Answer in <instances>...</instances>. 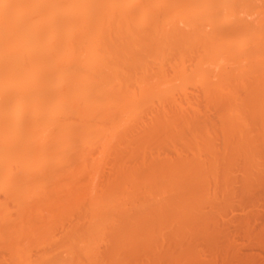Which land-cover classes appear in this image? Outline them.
I'll return each mask as SVG.
<instances>
[{"label":"bare ground","instance_id":"6f19581e","mask_svg":"<svg viewBox=\"0 0 264 264\" xmlns=\"http://www.w3.org/2000/svg\"><path fill=\"white\" fill-rule=\"evenodd\" d=\"M261 71L264 0H0V257L254 263Z\"/></svg>","mask_w":264,"mask_h":264},{"label":"rangeland","instance_id":"374dc122","mask_svg":"<svg viewBox=\"0 0 264 264\" xmlns=\"http://www.w3.org/2000/svg\"><path fill=\"white\" fill-rule=\"evenodd\" d=\"M261 64H262V63H261ZM261 72L264 73V71H261ZM260 74H261V73H260ZM250 85H251V84H250ZM257 85H258V84H257ZM257 85H255V86H257ZM241 95H242V94H241ZM240 97H241V96H240ZM210 116H211V115H210ZM212 118H213V115H212ZM258 127H259V126H258ZM163 148H164V147L161 148V149L163 150L162 153H164V154L166 155L167 151L170 150V149L168 148V150L165 152ZM166 148H167V147H166ZM166 148H165V150H166ZM161 149H160V152H161ZM169 152H171V150H170ZM162 153H160V155H162ZM164 154H163V155H164ZM163 155H162V156H163ZM167 155L169 156V155H171V153H167ZM107 165H108V164H107ZM103 166H104V165H103ZM105 166H106V165H105ZM108 166L110 167V164H109ZM108 166H107V167H108ZM107 167H104V168L107 170ZM106 170H104V171H105V172H104V173H105V177H106ZM107 171H108V170H107ZM104 173H103V179H104ZM108 173H109V171H108ZM107 175H108V174H107ZM99 179H100V178H99ZM99 179H98V180H99ZM101 179H102V177H101ZM103 179H102V180H103ZM98 180H97V181H98ZM102 180H101V181H102ZM101 181H100V182H101ZM104 181H105V179L103 180V182H104ZM96 183H97V182H96ZM96 183H95V184H96ZM98 184H99V183H98ZM256 191H257V190H256ZM258 191H259V192H258ZM258 191H257V193L260 194V190H258ZM95 194H96V193H95ZM95 194H93L92 196H94ZM259 194H257V195H259ZM73 196H74V194H73ZM73 196H72V197H73ZM78 196L80 197L79 194H78L77 196L75 195V197H73V198H75V199H76V198L79 199V202H80L81 204H79V202H78V205L81 206L82 204L84 205L85 203L87 204V202H90V201H89V200L91 199L90 196H89V197H88V196H84V197H82V195H81V198H78ZM92 196H91V197H92ZM97 196H100V194H99V195L97 194ZM97 196L94 197V198H97ZM73 198H72V200H75V199H73ZM86 199H87V200L89 199V200L86 202ZM81 200H82V201H81ZM84 200H85V203H83ZM86 204L83 206V208H84L85 206H88V205H86ZM262 204H264V203H259L257 209H255V210L257 211L258 214H257V218H256L255 220L253 219L254 222L256 221V222L254 223V225H256V227L259 228V229L257 228L256 231H257V230L260 231V229H264V228H260V227H264V212H262V211H264V210H262V208H264V205H262ZM78 207H79V206H78ZM78 207H77V208H78ZM81 207H82V206H81ZM81 207H80V208H81ZM260 207H261V208H260ZM80 208H79V209H80ZM83 208H82L81 210H85L86 207H85L84 209H83ZM248 208L250 209L251 207H248ZM258 208H260V209H258ZM73 209H74V208H73ZM246 209H247V208H245V210H243V211H246L245 213H248L249 211L252 210V209H250V210H249V209L246 210ZM71 210H72V209H71ZM235 210H237V211H234V210H233L234 213H232V211H230V214H228V216H229L230 218H231V216H230L231 214H235V213H237L236 215H240V211H241V214H243V215L245 214V213H242L243 211H242L241 209H238V208H237V209H235ZM239 210H240V211H239ZM248 210H249V211H248ZM54 211H55V214H56V212L58 213V210L56 211V209H55ZM54 211L51 209L50 212H52V213L54 214ZM74 211H75V210H74ZM77 211H79V210H77ZM50 212H49V213H50ZM60 212H62V211H60ZM68 212H69V211H68ZM68 212H67V214H70V213H68ZM251 212H252V211H251ZM254 212H255V211H254ZM52 213H51V214H52ZM73 213H74V212H73ZM76 213H77V212H76ZM80 213H81V212H80ZM80 213H79V212H78L77 214L74 213V215L76 216V215H78V214H80ZM82 213H83V214H81V216H80V215H78V216L82 217V216L84 215V212L82 211ZM238 213H239V214H238ZM259 213H262V214L259 215ZM37 214H38V213H37ZM55 214H54V215H55ZM71 214H72V213H71ZM74 215H73V214H72V215H69V218H70V219H71L72 217L74 218V217H75ZM236 215L234 216L235 218H236ZM245 215H247V214H245ZM251 215H252V214H251ZM59 216H60V215H59ZM70 216H71V217H70ZM78 216H76L75 218L77 219ZM33 217H34V219H35V218H39V215L34 214ZM62 217H63V218H62ZM64 217L66 218V214H65L64 216L62 215V216H61V219L58 217V215L54 216V218H57L56 220H59V222L56 221V222H57V223H56L57 226H55V225H56V224H55V225H53V226H55V228L52 227V229H55V230H53L52 232L54 233V235L56 234V235H55L56 237H57V232H60V233H58V234H61V231L63 230V228H65V226L63 227V225H64V223L66 224L67 220H66V222H65V221H64V219H65ZM242 217H243V216H242ZM253 217H254V216H253ZM67 218H68V217H67ZM67 218H66V219H67ZM232 218H233V217H232ZM238 219H241V218L238 217ZM260 219H261V220H260ZM37 220H38V219H36V221H37ZM39 220H41V219L39 218ZM60 220H61V222H62V225H61V224H60V225L58 224V223H60ZM68 220H69V219H68ZM234 220H235V219H234ZM32 221H33V220H32ZM41 221H42V220H41ZM41 221H37L36 224L39 225V224L41 223ZM69 221H70V220H69ZM72 221H73V219H72ZM72 221H71V222H72ZM231 221H233V219H232ZM258 221H259V223H258ZM39 222H40V223H39ZM63 222H64V223H63ZM234 222H235V221H234ZM234 222H231L232 225H234V226H233V227H232V226H229V230H230V233L232 232L231 235H234V238H235V240H236V241H235V242H236V243H235V248H236V245H237V249L239 248V246L242 245V247L239 248V250H241V251H240V254H242V253H246V254H243V256H245V257H246V256H247V257H250V258L253 260L252 262H254V263H252V264H258V262H259L260 260H261V261L259 262V264H261V263L264 264V256H262V255H264V243H262V244H261V242H259V243H257V242H256V243H255V242H252V243H251L250 241L246 240V239L243 237V235H242L243 233H242L241 231H239V230H240L239 228H237V227H239V226H236V225H235V223H236L237 221H236L235 223H234ZM32 223H33V225H34L35 221H33ZM38 223H39V224H38ZM43 223H44V222H43ZM68 223H69V222H68ZM68 223L66 224V225H68L67 227H69V225H70V223H69V224H68ZM237 223H238V222H237ZM237 223H236V224H237ZM261 223H262V224H261ZM41 225H42V223H41ZM230 225H231V224H230ZM238 225H239V224H238ZM258 225H259V226H258ZM58 226H59V228H58ZM235 227H236V228H235ZM60 228H61V230H60ZM231 228H232V229H231ZM234 228H235V229H234ZM56 229H59V231H58V230L56 231ZM65 229H67V228H65ZM236 229H237V231H236ZM234 230H235V231H234ZM240 232H241V233H240ZM262 232H264V230H262L261 232H258V234L260 235ZM235 234H236V235H235ZM262 234H264V233H262ZM237 235H238L239 237H238ZM240 235H241V236H240ZM236 237H237V238H236ZM262 237H264V236H262ZM240 238H241V239H240ZM243 239H244V240H243ZM13 241H15V240H13ZM13 241H11L12 244H13ZM17 241H18V240H17ZM37 241H38V240H37ZM237 241H238V242H237ZM247 241H248V242H247ZM2 242H4V241H2ZM2 242H1V243H2ZM11 242H10V243H11ZM22 242H23V241H22ZM32 242H33L35 245H37V244L39 243L37 246H35V245H33V244L31 245V246H33V247H36V248H33V253L36 251L35 249H38V248L40 247L39 245L43 244V245H42L43 248L41 247V248L43 249V251H44V249H45V248H44V245H47V242H46L45 244H44V243H41V244H40L39 241H38L37 243H35L36 241H32ZM240 242H241V245H240ZM246 242H247V243H246ZM18 243H19V241H18ZM18 243L16 244V242H14L13 245L16 244L17 247L19 246L18 248L21 247V248H20L21 252H22V249H23V252H24V253H26L25 251H30L29 253H32V250H31L32 247H30V249L27 248L28 246H27L26 244H27L28 242H25V241H24L23 243L20 242L22 245H24V244L26 243L25 245H26L27 247H25V245H24V246H22V245L20 246V245H18ZM20 243H19V244H20ZM29 243H30V242H29ZM48 243H49V242H48ZM52 243H53V242H51V243H49V244L53 245ZM12 244H8V245H6V246L11 247ZM244 244H246V245H244ZM251 244H252V245H251ZM255 244H256V245H255ZM258 244H260V245H258ZM0 245H1V244H0ZM4 245H5V244H4ZM51 245H49V246H51ZM165 245L167 246V244H165ZM165 245L163 244V247H165ZM243 245H244L245 247H244ZM6 246H5V247H6ZM49 246H47L48 248H46L47 251H48V249H50ZM53 246H55V248L58 247V245H56V243H54ZM101 246H103V244H101V245L99 244V248H98V249H100ZM250 246H251V247H250ZM2 247L4 248L3 245H2ZM13 247H14V246H13ZM17 247H15V249H17ZM24 247L27 248L28 250H25ZM51 247H52V246H51ZM243 247H244V248H243ZM246 247H247V248H246ZM255 247H256V248H255ZM52 248H53V247H52ZM52 248H51L50 250H52ZM55 248H54V249H55ZM104 248H106L105 245H104ZM104 248L102 247L101 249H103V251H104V250H105ZM242 248H243V249H242ZM245 248H246V249H245ZM6 249H9V248L6 247ZM6 249H5V250H6ZM39 249H40V248H39ZM39 249H38V250H39ZM46 249H45V252H46ZM154 249H155V247H154V248L152 249V251H151V253H152L153 255H154L153 252L156 250V249H155V250H154ZM9 250H12V249H9ZM17 250H19V249H17ZM20 250H19V251H20ZM34 250H35V251H34ZM38 250H37V251H38ZM40 250H41V249H40ZM95 250H96V249H95ZM153 250H154V251H153ZM260 250H262V251H260ZM3 251H4V249H3ZM13 251H15V250H12L11 253H12ZM19 251H17V252H19ZM43 251H42V252H43ZM99 251H100V250H99ZM101 251H102V250H101ZM101 251H100V253H101ZM237 251H238V250H237ZM243 251H244V252H243ZM256 251H258V253H257ZM23 252H22V254H21V253H18V254H21L19 257L16 255V252H15V255L12 253L16 258H20V259H21V260L19 259L18 261L15 260L16 258L13 257L12 254H10V255L13 257V260H14L15 262H16V261L18 262V264H24V263L26 264L27 261L29 262V260L32 259V257L29 256L30 259L28 260V255H29V254L27 255L28 252H27L26 254H24ZM97 252H98V251H97ZM97 252H94V254H95V255H96V254H100V253H97ZM238 252H239V251H238ZM252 252H253V254H252ZM254 252H256V253H254ZM261 252H262V253H261ZM1 253H2V255L7 256L10 252L8 253V251H7V254H6V251H5V252H4L5 254H3L2 250H1ZM37 253H38V252H37ZM40 253H41V251H39L38 254H40ZM151 253L148 254L149 256H148V255H145L147 258L150 257L149 259H151V261L149 260V261H150L149 263H148V261H145L144 258H143V261H145V262L140 261L141 258H142V256L144 257V255H142L140 259H136V260H138V261H136L137 264H146V262H147V264H153V263L155 262V260H158V259L160 260V259H162V257H161V258L157 257V258H158V259H157L156 256L154 255L156 259L153 260L154 258H153V256L150 255ZM23 254H24V255H23ZM60 254H61V253H60ZM102 254H103V252H102ZM102 254H101V255H102ZM248 254H249V256H248ZM257 254H258V255H257ZM0 255H1V254H0ZM10 255H9V256H10ZM22 255H23L24 257H22ZM26 255H27V256H26ZM35 255L37 256V254L34 253L33 257H34ZM63 255H64V258H67L65 254H63ZM101 255H99V256H101ZM260 255H261V256H260ZM5 256H4V257L1 256L0 258L3 259V258H5ZM11 256H10V257H11ZM99 256H97V257H99ZM102 256H103V255H102ZM102 256L99 257V258L96 257L97 259H95V256H94L93 259L97 261V260H99L100 258H102ZM139 256H140V255H139ZM139 256H138L137 258H139ZM206 256H207V255H206ZM209 256L212 257L211 255L208 254V258H210ZM251 256H252V257H251ZM254 256H255V257H254ZM7 257H8V256H7ZM26 257H27V258H26ZM57 257H58V256H57ZM61 257H62V256H61ZM146 257H145V258H146ZM151 257H152L153 259H152ZM8 258H9V257H8ZM14 258H15V259H14ZM22 258H23V260H22ZM25 258L27 259L26 262L24 261ZM35 258H36V257H35ZM55 258H56V257H55ZM55 258H54L53 260H55ZM59 258H60V257H59ZM59 258H58V260H62V259H63V258H62V259H61V258L59 259ZM84 258H85V261H83L82 259H77V260H75L76 262L74 261V262H72V263H74V264L77 263V264H78V263H81V260H82V262H84V263L86 262V263H88V264H91V262H93L94 264H95V263L98 264V262H95L94 260H92V258H91L90 260H88V259L86 260L87 257H84ZM88 258H90V257H88ZM9 259H11V261H9V260L7 259L8 262H10L11 264H16V263H12V262H14V261H12V258H9ZM26 259H25V260H26ZM3 260H4V259H3ZM63 260H65V259H63ZM63 260H62V262H64V263L66 264V262L63 261ZM101 260H104V259L102 258ZM147 260H148V259H147ZM7 261L5 260V261H1V262L4 263V262H7ZM21 261H23V263H22ZM31 261H32V262H31ZM31 261H30L31 264H32V263L35 264L36 262L38 263V260H35L34 258H33V260H31ZM34 261H35V262H34ZM66 261H67V260H66ZM77 261H78V262H77ZM160 261H161V262H162V261H163V262H166L167 260H166V258H165V260L162 259V260H160ZM217 261H218V262H217ZM217 261H216V262H217L216 264H220L219 260H217ZM230 261H231V262H230ZM230 261H229V263H231V264H232V263H233V264H235V263H236V264H238V263H239V264H243V263H244V262H242L243 260H242V261H241V260L238 261V259L235 260V261H234V260H230ZM255 261H256V262H255ZM1 262H0V263H1ZM8 262L5 263V264H8ZM102 262H103V261H102ZM156 262H157V261H156ZM234 262H235V263H234ZM241 262H242V263H241ZM30 263H29V264H30ZM67 263H68V262H67ZM93 263H92V264H93ZM246 263L249 264L250 262H249V263H248V262H245V264H246ZM1 264H2V263H1ZM62 264H63V263H62ZM133 264H136V263H133Z\"/></svg>","mask_w":264,"mask_h":264}]
</instances>
